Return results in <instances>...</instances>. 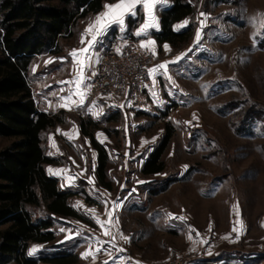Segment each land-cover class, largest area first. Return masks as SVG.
Returning <instances> with one entry per match:
<instances>
[{"label":"rangeland","instance_id":"374dc122","mask_svg":"<svg viewBox=\"0 0 264 264\" xmlns=\"http://www.w3.org/2000/svg\"><path fill=\"white\" fill-rule=\"evenodd\" d=\"M189 1L195 11L179 30L191 27L188 40L158 49L167 61L155 77L154 112L87 97L100 56L138 31L139 8L127 28L111 25L87 58L80 56L82 76L71 53L88 46V25L99 13L61 38L60 52L34 58L28 72L34 102L60 118L42 134L44 153L55 161L45 169L75 194L69 202L84 220L54 218L55 239L30 243L29 257L69 254L77 256L75 264H123L124 256L134 264H264V0ZM168 127L164 170L143 174ZM91 138L106 151L108 187L97 179ZM13 140L0 137V150ZM28 209L34 220L49 218L43 205Z\"/></svg>","mask_w":264,"mask_h":264},{"label":"trees","instance_id":"16d2710c","mask_svg":"<svg viewBox=\"0 0 264 264\" xmlns=\"http://www.w3.org/2000/svg\"><path fill=\"white\" fill-rule=\"evenodd\" d=\"M117 0H0V137L14 139L0 150V264H75L77 256L60 254L41 259L28 256L30 243L55 239L53 219L84 220L70 204L75 195L62 190L45 166L55 163L45 155L42 134L60 121L36 106L28 80L37 56L60 52V39L70 38L79 21L101 12ZM173 5L160 15V30L154 33L159 45L186 42L190 29L175 31L174 25L194 13L188 0H171ZM131 22V18L127 19ZM83 131L85 123H81ZM169 132L145 161L142 173L159 174L161 160L171 137ZM98 153L97 179L105 187L107 155L91 138ZM45 206L49 218L34 220L29 206Z\"/></svg>","mask_w":264,"mask_h":264},{"label":"built area","instance_id":"2783aa9c","mask_svg":"<svg viewBox=\"0 0 264 264\" xmlns=\"http://www.w3.org/2000/svg\"><path fill=\"white\" fill-rule=\"evenodd\" d=\"M142 44H147L145 38L131 33L108 46L91 77L87 97L112 102L120 110L154 112L158 104L153 96L150 70L157 64V56L150 45L141 47ZM123 264L134 262L124 256ZM171 264L189 262L179 260Z\"/></svg>","mask_w":264,"mask_h":264},{"label":"snow or ice","instance_id":"6c2138e0","mask_svg":"<svg viewBox=\"0 0 264 264\" xmlns=\"http://www.w3.org/2000/svg\"><path fill=\"white\" fill-rule=\"evenodd\" d=\"M157 3V0H118L116 3L105 4L104 8L106 9L102 13L98 14L93 24H90L87 31L93 33L91 40L88 41V46L79 50H73L71 55L80 62V56L84 55L87 58L86 54L89 52V49L93 46L94 42L97 41V38L102 35L111 25L117 24L121 27V31L124 30L125 17L126 15L135 16L137 14L136 9L138 5H142L143 9L147 12V21L143 26L136 32L137 36H140L142 33H146L149 28H158V22L156 17L153 15V7ZM203 15V14H202ZM188 22L185 21L184 24L178 25L177 29L184 27ZM197 40L200 38V33L196 34ZM83 42V41H82ZM153 41H148L147 44H142L141 47H147L151 45ZM167 48V46H165ZM119 51V49H117ZM179 59V57L177 58ZM80 67L79 75L82 76L83 65L82 62ZM159 68H166L165 64L159 65ZM155 72L156 69L150 70ZM81 81L78 79L75 81L79 85ZM235 230V229H234ZM36 251L35 248L31 250L32 253ZM31 254V253H30ZM85 254V258H87Z\"/></svg>","mask_w":264,"mask_h":264},{"label":"crops","instance_id":"0c3cea01","mask_svg":"<svg viewBox=\"0 0 264 264\" xmlns=\"http://www.w3.org/2000/svg\"><path fill=\"white\" fill-rule=\"evenodd\" d=\"M189 1V0H188ZM116 2H118V0L117 1H115V2H112V3H116ZM106 4H111V3H106ZM173 5V2L171 1V0H157V3L155 4V6L153 7V15L156 17V21L158 22V28H149L148 30H147V32L146 33H143V34H150L151 32H158L159 30H160V27H161V24H160V15H161V12L162 11H164V10H166V9H169L171 6ZM139 8V11H142V14H143V21L142 22H139V27L137 28V30H139L142 26H143V24L147 21V12L143 9V7H142V5H138L137 6V9ZM103 10L105 11L106 9L105 8H103ZM102 10V11H103ZM101 11V12H102ZM141 13V12H140ZM98 14V13H97ZM99 14H100V12H99ZM91 16V15H90ZM129 17H133V16H131V15H126V17H125V25H124V27H126L127 28V19L129 18ZM188 18L189 17H187L186 19H184V20H182V21H180V22H178V23H176L175 25H174V30L175 31H179V30H181V29H183L184 27H186V25H184V27H182V28H179V29H177V26L178 25H182V24H184V22L185 21H187L188 22ZM94 23V21L92 22V23H90V24H93ZM89 26V25H88ZM87 26V27H88ZM146 35V38H147V40L145 39V42L147 43L148 41H153V43L150 45V47L155 51V53H156V56H157V64H156V66H155V68L154 69H156V71L155 72H152V80H153V93H154V95H156L155 94V91L157 92V85L155 84V82H156V79H155V77L157 78L158 77V75L159 74H161V70L162 71H164V68H159V65H161V64H165V61H167V60H164V61H162L161 59H159V55H158V49H159V47H161V48H163V49H165L166 47L165 46H167V48L166 49H168L169 47H170V44L169 43H163V44H161V45H159L158 43H157V41L155 40V38L154 37H152L151 35ZM148 36V37H147ZM122 41V40H121ZM120 41V42H121ZM102 56H103V54H102ZM102 56H100V59L102 58ZM100 59L98 60V63L100 62ZM98 63H97V65H98ZM97 65H96V67H97ZM166 65V64H165ZM96 69V68H95ZM94 69V70H95ZM93 70V71H94ZM95 72V71H94ZM94 72H93V74H94ZM92 74V75H93ZM44 112H46V111H44ZM63 189V188H62Z\"/></svg>","mask_w":264,"mask_h":264}]
</instances>
